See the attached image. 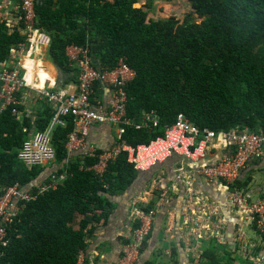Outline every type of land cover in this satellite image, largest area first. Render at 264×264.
Returning <instances> with one entry per match:
<instances>
[{"label":"trees","instance_id":"1","mask_svg":"<svg viewBox=\"0 0 264 264\" xmlns=\"http://www.w3.org/2000/svg\"><path fill=\"white\" fill-rule=\"evenodd\" d=\"M187 1L195 15L189 13L181 21L174 16L147 18L148 10L134 7L137 0H38L35 6L36 28L51 36L47 55L63 84L77 79L65 56L69 44L88 43L97 70H110L122 58L135 71L125 86L126 116L132 124L125 125L122 134L132 147L163 135L178 114L199 129L264 132V0ZM24 42L16 27L0 19V63ZM98 94L97 83L93 96ZM43 100L33 112H27L24 104L16 105L19 118L10 106L0 109V194L15 184L34 193L38 184L57 181L54 189L20 202L12 221L1 224L0 264H77L87 239L114 212L110 197L125 193L139 176L150 173L135 170L125 152L101 175L87 169L98 161L95 155L68 156L65 148L73 129L71 116L49 129L52 107ZM150 113L157 125L148 122L137 129L135 124ZM47 129L54 159L25 164L18 158L22 145L35 132ZM235 184L241 187L238 181ZM225 213L226 236L237 220ZM249 228L254 230L247 229L250 243L259 251L262 233L254 224ZM232 247L220 249L228 251L227 257L207 250L200 263L235 264Z\"/></svg>","mask_w":264,"mask_h":264},{"label":"built area","instance_id":"2","mask_svg":"<svg viewBox=\"0 0 264 264\" xmlns=\"http://www.w3.org/2000/svg\"><path fill=\"white\" fill-rule=\"evenodd\" d=\"M101 1L113 2V0ZM37 2L38 0H17L14 16L16 23L11 26L16 27L25 36V42L19 45V52L23 53L24 60L31 61L32 64L33 57L37 54L41 55L40 47L48 45L49 42L48 36L35 25ZM65 56L67 64L77 71L73 92L56 89L52 84H48L45 78L43 84L39 86L40 80L32 81V78L27 75L29 69L27 70L25 63H21L20 68H9L0 63V109L10 106L12 113L19 118L20 112L14 107L24 104V95H22L24 91L37 92L40 99L46 100L52 107L49 129L58 124L63 125L62 117L64 116L68 115L72 118L73 129L67 135L65 143L68 156L83 146L85 137L92 127L113 125L116 128V135L108 148L95 154L96 149L90 146L81 153V155L97 157V163L87 169H92L99 175L104 172L107 164L122 152L126 153V161L138 172L161 166L168 159L176 156V163L179 166L190 167L189 175L192 178L188 175L186 181L189 183L188 203L191 202V205L188 206L187 214L189 223L194 228L191 240L195 247L199 248L200 243L209 241L211 239L209 237L216 235L217 238L222 239L219 240L220 242L223 241L225 230L221 211L218 212L214 207L202 206V198L199 196L196 198L191 188L196 178H201L206 186L215 188L223 195L226 211L237 220L234 231L237 243L232 249L230 248L233 250L235 264H264V237H262L264 236V190L253 192L251 189H243L235 184L240 172L248 164L264 156V132H253L247 128L240 130L235 128L227 132L199 129L182 114H178L173 123L164 127L163 135L132 147L126 144L122 134L124 126L132 124L126 116L125 86L134 78L135 71L122 58L110 70H97L93 66L89 48L76 44L66 46ZM97 83L104 85L108 92V98L104 102L93 96L94 85ZM148 122H151L152 126L157 125L154 116L145 114L135 127L141 128ZM49 129L44 132H35L24 142L18 153L21 161L27 165H34L45 164L54 159ZM26 130V128L23 129V131ZM214 148H220L223 153L212 160L206 159L208 153ZM56 184V180H51L47 184H38L34 193L27 192L15 184L7 187L0 194V241L4 236V228L1 224L12 221L13 216H16L21 208L20 202L33 200L49 188L54 189ZM162 185L164 188L161 189ZM159 189L158 203L154 207L133 208L130 218L137 224L130 229L128 240L123 244L115 264L138 263L141 248L150 234L156 209L166 201V196L169 195L165 184H160ZM196 215L201 220L206 217V222L196 221ZM218 215L219 218H217ZM253 224L256 230L262 233L258 237L259 251L254 250V244L250 243L246 232L247 229H252L249 226Z\"/></svg>","mask_w":264,"mask_h":264},{"label":"crops","instance_id":"3","mask_svg":"<svg viewBox=\"0 0 264 264\" xmlns=\"http://www.w3.org/2000/svg\"><path fill=\"white\" fill-rule=\"evenodd\" d=\"M136 3L140 5V7L142 6L143 9L148 10L147 18L154 20L166 19L171 16L172 11L180 12L181 9L179 7H183L179 0H137ZM16 4L17 0H0V19L5 20L9 27L16 23L14 19ZM147 4H149L148 9L145 7ZM45 34L49 38V45L51 36L49 37L47 33ZM48 45L40 47V51H42L41 55L37 54L33 57V64L31 61L24 60V55L19 52V47L11 50L10 58L3 65L9 68H20V64L25 63V67L27 70L29 69L27 75L32 78V81H38L40 79L43 81L45 78L47 82H49L48 84H52L54 88L63 89L66 92H73L75 90V80L74 82L63 84L62 81L64 79H60L61 74L59 69L48 58ZM83 46L89 48L88 43ZM92 61L94 62V60ZM22 72L23 70L21 69V73ZM98 93V96H96L98 100L102 102L107 100L108 92L104 85H98ZM41 100L37 92L33 90L24 91V108L27 112H33ZM115 135L116 128L113 125L106 124L92 127L85 137L83 146L79 150L73 152L72 155L81 154L83 151L89 149L90 146L95 149L108 148L113 143ZM222 153L220 148H214L208 153L206 159L212 160ZM175 161L176 160L171 161V159L167 160L163 165L157 166L155 169L153 168L152 171L150 170L149 175L144 174V176H139L137 182L134 183L136 185L129 188L125 193L110 197L113 203L112 211L114 212L105 224L97 225L96 230H94L87 239V246L80 254L77 264L116 263L121 252V247L125 243L126 237L129 234V228L131 227V222L128 218V208L131 199L140 202H148L150 199V201H154L153 196L158 193V190H156L157 188H153V185L156 184H165L170 198L164 207L158 208L159 210L156 211L150 234L142 248L140 259L137 264H201L202 257L200 255L194 260L190 256H196L197 252L204 253L207 250L216 249L217 246L218 250L221 248L229 249L230 244L235 245V243H237L234 235V230L236 228H233L232 233H226V236L223 233L224 238L221 242L217 241L216 235L214 237H209L211 239L206 241V243H200L199 248L197 246L195 247L194 243L187 245L185 241L188 238V226L182 221V218L186 209L185 186L189 185L186 181L189 172H184L181 182L175 180L174 169L178 167L174 165ZM146 177L147 180L146 183H144V178ZM237 181L243 189H251L253 192L264 190V156L262 159L248 164L245 169L240 172ZM151 189L154 195L153 193L145 194L146 191ZM194 190L196 191V198L197 196L201 197L202 202H206L214 208H217L218 212L221 211V220L226 224V219L224 218L226 217V208L224 206L225 201L223 195L214 188L206 186L202 180L198 179L194 182ZM227 217L229 218L230 216L227 215ZM195 218L196 221L199 220L201 222H206L207 220L206 217L201 220L198 215H196ZM217 218H219V215ZM231 225L232 224H230V226ZM207 245L209 247H206ZM193 250L194 252H192Z\"/></svg>","mask_w":264,"mask_h":264},{"label":"rangeland","instance_id":"4","mask_svg":"<svg viewBox=\"0 0 264 264\" xmlns=\"http://www.w3.org/2000/svg\"><path fill=\"white\" fill-rule=\"evenodd\" d=\"M179 2H181V5L183 6L182 8L181 7H179L180 9H181V11L180 12H175V11H172L171 12V16H174L175 18H177L178 20H182V18L185 16V15H187V14H189V13H192L193 15H195V13H194V11L191 9V7H190V5H189V3H188V1L187 0H179ZM198 21L200 20V19H197ZM106 148H104V149H101V150H105ZM97 163V162H96ZM95 163V164H96ZM175 166H178V167H175V169H174V178H175V180H178V181H180L181 182V180L183 179L182 178V176H184L183 174H184V172H186V171H188L189 172V169H190V167L188 166V165H183V166H179L177 163H175L174 164ZM190 165H191V163H190ZM152 169V168H151ZM150 169V170H151ZM162 169V168H161ZM166 169V168H165ZM164 169V170H165ZM150 170H148V171H150ZM158 170V169H157ZM165 171H167V170H165ZM145 172H147V171H145ZM189 174H191V173H189ZM189 178H192L191 177V175H189ZM196 179H198V180H202L201 178H196ZM203 181V180H202ZM159 185L160 184H156V185H153V188L155 189V188H157L156 190H158V193L157 194H155L154 195V192H153V190L151 189V190H149V191H146L145 192V194H147V193H153V198H154V201H148V202H140V201H138V200H134V199H131V203H130V206H129V208H128V218L130 219V222H131V224H130V228H129V232H130V229H132V228H134L135 227V221H133L131 218H130V216H131V212L133 211V208L134 207H137V208H140V209H142V208H144V209H147V206H149V204H152V207H154L157 203H158V196H159V193H160V189H159ZM187 186L188 185H186L185 187H186V189H185V192H186V200H185V202H186V204H185V212H184V214H183V218H182V221L185 223V224H187V226H188V238H187V240L185 241L186 243H187V245H190V243H192V240H191V238H192V234H193V230H194V228H193V226H191V224L189 223V217H188V212H187V210H188V206H190L191 205V202L190 203H188V201H189V197H188V195H189V191L187 190L188 188H187ZM162 188H164L163 187V185H162V187H161V189ZM191 188L194 190V182L191 184ZM210 188H212V187H210ZM192 189H191V191H192ZM215 189V188H214ZM216 190V189H215ZM155 191V190H154ZM217 191V190H216ZM194 192L196 193V191L194 190ZM217 192H219V191H217ZM169 193V192H168ZM198 194V193H197ZM167 197V199H166V201L164 202V203H162V205H160V207L159 208H162V207H164L165 206V204H166V202L168 201V199L170 198V194L169 195H167L166 196ZM152 198V199H153ZM142 201H144V200H142ZM191 201L193 202V199H191ZM225 203V202H224ZM193 205H194V203H193ZM201 205L202 206H204V207H206V208H208V207H213L212 205H210V204H207L206 202H202L201 203ZM225 206V205H224ZM150 208V207H149ZM157 210H159L158 208L156 209V211ZM155 214H156V212H155ZM155 218V217H154ZM154 221V220H153ZM246 232H247V234H248V230H246ZM249 235V234H248ZM245 236V235H244ZM246 237V236H245ZM126 240H128V236L126 237ZM219 240H222L221 238H217V241H219ZM123 246V245H122ZM206 247H209L208 245L206 246ZM121 250H122V247H121ZM141 251H142V248H141ZM216 251H217V253H215V254H218L219 253V256L220 257H227L226 256V253L228 252L227 250L225 251V250H223V251H219L218 252V246L216 247ZM120 254H121V252H120ZM197 255L196 256H194V255H191L190 257H192V259L194 260V259H196V258H198L199 257V255L202 257V258H204V254H203V252H197L196 253ZM228 254V253H227ZM120 256V255H119ZM78 258H79V256H78ZM119 258V257H118ZM208 258V257H207ZM191 259V258H190ZM192 259H191V261H192ZM117 261V260H116ZM190 261V262H191Z\"/></svg>","mask_w":264,"mask_h":264},{"label":"bare ground","instance_id":"5","mask_svg":"<svg viewBox=\"0 0 264 264\" xmlns=\"http://www.w3.org/2000/svg\"><path fill=\"white\" fill-rule=\"evenodd\" d=\"M42 84H43V81L40 79L39 86H41Z\"/></svg>","mask_w":264,"mask_h":264},{"label":"water","instance_id":"6","mask_svg":"<svg viewBox=\"0 0 264 264\" xmlns=\"http://www.w3.org/2000/svg\"><path fill=\"white\" fill-rule=\"evenodd\" d=\"M134 7H140V5H138L137 3L134 4Z\"/></svg>","mask_w":264,"mask_h":264}]
</instances>
